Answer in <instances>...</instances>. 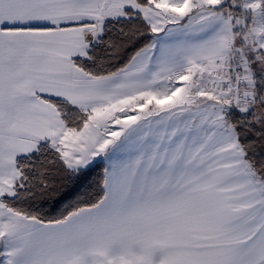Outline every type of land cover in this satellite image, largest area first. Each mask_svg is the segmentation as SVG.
I'll list each match as a JSON object with an SVG mask.
<instances>
[{"label":"snow or ice","instance_id":"1","mask_svg":"<svg viewBox=\"0 0 264 264\" xmlns=\"http://www.w3.org/2000/svg\"><path fill=\"white\" fill-rule=\"evenodd\" d=\"M0 264H264V0H0Z\"/></svg>","mask_w":264,"mask_h":264},{"label":"trees","instance_id":"2","mask_svg":"<svg viewBox=\"0 0 264 264\" xmlns=\"http://www.w3.org/2000/svg\"><path fill=\"white\" fill-rule=\"evenodd\" d=\"M101 172H102V168H97L95 174L99 175Z\"/></svg>","mask_w":264,"mask_h":264}]
</instances>
